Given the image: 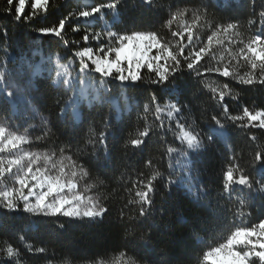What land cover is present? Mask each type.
<instances>
[{
  "label": "snow or ice",
  "instance_id": "6c2138e0",
  "mask_svg": "<svg viewBox=\"0 0 264 264\" xmlns=\"http://www.w3.org/2000/svg\"><path fill=\"white\" fill-rule=\"evenodd\" d=\"M122 3L104 0L94 6L84 4L52 26L32 29L71 49L67 56L57 53L47 61L55 67L48 86H56L63 100L57 104L58 121L65 126L61 130L67 138L65 143H58L50 121L32 103L35 89L31 76L39 75L41 67L23 60L13 74L0 61V111L9 98L19 95L33 118L40 117L41 121L37 136L29 134L36 125L21 133L0 121V210L5 216L22 212L48 218L57 230H63L66 224L58 222L61 218L95 222L110 212V202L120 201L116 219L125 244L115 256L89 259L87 264H141L157 244L164 242L153 231L158 185L169 190L183 187L197 208L211 212L210 217H193L211 234L205 240L194 233L201 246L190 257L192 264H264V211L255 223L249 219L257 203L264 209V142H257L254 131L264 133V105L257 106L255 101L250 106L241 104L239 113L232 114L226 102V98L239 102L248 88H264V3L257 12V0H251L252 13L241 21L212 11L231 7L230 0H169L159 5L167 13L161 24L167 36L155 30H115ZM141 3L151 7L155 0ZM50 7L59 5H53L52 0H6L0 14L10 17L13 24L27 25L41 15L47 16ZM70 22L74 23V34L82 31L81 23L84 25L79 40L66 37ZM0 35L8 59L6 25H0ZM93 43L95 47L81 46ZM218 49H223L219 55ZM185 75L196 82L191 98L186 95L187 85L182 88L177 83ZM221 77L228 82H218ZM141 85L150 90L142 105L129 94V90H140ZM200 95L207 97L201 109L202 127L191 115L190 103L182 102V97L188 101ZM85 105L88 111H84ZM105 106L108 114L99 123L93 118L85 131L92 110ZM133 111L136 123L122 137V150L126 155L129 151L143 153L152 141L158 145L159 158L154 162L156 158L150 156L143 162L147 173L133 170V176L122 172L119 187L104 192L105 181L99 177L93 181L91 168L101 167L110 159L108 145L110 138L116 137L117 123H123L125 113L130 117ZM235 131L242 132L255 146L247 158L243 148L236 151L228 146L230 154L222 169L217 206L212 208L206 200L208 189L197 183L199 172L192 167V157L214 144H228ZM18 239L33 255L49 253L47 247L27 242L23 234ZM0 264H25L20 248L4 241ZM44 264L54 261L46 259ZM55 264L72 261L62 257Z\"/></svg>",
  "mask_w": 264,
  "mask_h": 264
},
{
  "label": "trees",
  "instance_id": "16d2710c",
  "mask_svg": "<svg viewBox=\"0 0 264 264\" xmlns=\"http://www.w3.org/2000/svg\"><path fill=\"white\" fill-rule=\"evenodd\" d=\"M100 2H104V0H52L53 5H59V7H50L47 16L41 15L37 18V21L27 25L23 23L20 25L13 24L10 17L0 14V25L7 26L8 35V59H5L3 51L4 37L0 35V61H3L13 74L21 66L23 60H28L33 65L41 67L39 75L31 76L32 87L35 89L32 93L34 97L32 103L36 106L40 115L50 121L49 126L56 136L59 137L58 143L67 142V138L61 135V130L65 126L58 121L60 106L57 104V100H61V103L63 100L61 99V92L56 90V86H48L50 83L48 77L55 75V67L54 64L50 66L47 61L50 55L57 53L67 56L71 49H66L58 39L50 36H41L38 33H34L32 29L41 26H52L58 23V20L69 11L80 10L84 4L94 6ZM168 2L169 0H155L154 5L149 7L143 5L141 0H123L120 6V23L115 30H155L160 31L161 35L167 36L166 30L161 29L162 17L166 19L167 13L160 9L159 5L162 3L167 4ZM230 3L231 7L225 10L214 8L212 11H215L218 16L225 19L236 18L246 21L249 18L252 13L251 0H230ZM262 3H264V0H257L255 9L257 12L260 11ZM5 6L6 0H0V9ZM28 8L30 11V5ZM107 19L110 20L111 18L107 17ZM73 26L74 23L72 22L66 25V37L69 40H79L83 34L84 25L80 24L82 31L79 34H74L71 31ZM244 30L242 29V31ZM81 46L95 47L96 45L93 43L91 45L82 44ZM222 51L223 49H218L217 54L219 55ZM24 67L27 68L26 65ZM49 69L51 70L49 71ZM218 82L224 83L228 81L227 78L221 77ZM177 83H180L182 88L187 85L186 95L189 98L196 91L195 80H191L186 75L180 77ZM149 91L146 86L141 85L140 90H129V94L135 96L142 105ZM19 98L20 96L18 95L8 99L4 105V110L0 111V121L9 124L13 129L21 133L29 125H36V130H30L29 134L31 136L40 135V117L33 118L30 108L27 111L23 109L19 103ZM206 100L207 97L204 95L188 101H185L182 97V102L190 103L191 115L195 116L197 123L201 127L203 126L201 123V109L203 102ZM253 101H255L257 106L264 105V88L257 86L256 88L246 89L242 93L239 102L226 98L232 114L239 113L241 104L250 106ZM84 111H88L86 105L84 106ZM107 114V106L102 110H92V115L84 124V130H87V124L93 118L99 123L101 117ZM184 115H189L187 110H185ZM135 123L136 113L133 111L130 117L125 113L123 123H117L116 137L114 139L110 138L108 145L111 149L110 159L101 167L91 168L93 181L97 177L105 181V186L102 189L104 192H110L113 188L119 187V178L122 172L131 173L133 176L135 171L147 173L149 170L145 168L143 162L150 156L156 158L154 162L159 158L158 145L152 141L149 142V147L143 153L132 154L131 151L127 155L124 153L121 148L122 137H126L133 130ZM77 131L79 132V130ZM254 131L259 138L257 142H264V133ZM169 139H171L170 135ZM229 145L236 151H240L243 148L245 158H247V152L255 146L245 140L242 132L235 131L228 144L224 142L214 144L206 151L192 157V167L199 172L197 183L208 189L206 200L210 202L212 208L217 206L218 197L216 193L220 188L222 169L227 163V157L230 154L228 151ZM164 167H166V162ZM195 175L196 172L194 171L193 176L195 177ZM155 200V227L153 231L164 242L157 244L142 259L141 264H144V259H147V264H192L190 257L194 256L201 246L194 233H198L205 240L211 234L204 231L202 225L194 220L193 217L197 215L210 217V210L197 208L192 198L187 194V190L183 187L172 186L169 190L160 184L155 194ZM120 204V201L110 202V212L103 219H97L95 222L66 221V218H61L58 222H65L66 224L63 230H57L48 218L38 219L22 212L5 216L3 215V210H0V247H3L4 241L19 247L25 264H44L46 259H52L55 264L62 257L71 260L72 264H87L89 259L97 257L111 258L125 244L122 226L116 219ZM251 211L252 216L249 219L251 223H255L256 217L264 209L257 203ZM20 234L25 235L26 241L35 246L47 247L49 249L48 255H33L27 252L18 239Z\"/></svg>",
  "mask_w": 264,
  "mask_h": 264
},
{
  "label": "rangeland",
  "instance_id": "374dc122",
  "mask_svg": "<svg viewBox=\"0 0 264 264\" xmlns=\"http://www.w3.org/2000/svg\"><path fill=\"white\" fill-rule=\"evenodd\" d=\"M61 62H63V61H61ZM19 103H20L21 107L23 109H25L26 111L29 109V107L25 104L24 100L21 97L19 98Z\"/></svg>",
  "mask_w": 264,
  "mask_h": 264
}]
</instances>
